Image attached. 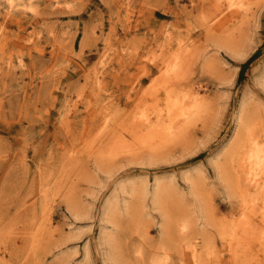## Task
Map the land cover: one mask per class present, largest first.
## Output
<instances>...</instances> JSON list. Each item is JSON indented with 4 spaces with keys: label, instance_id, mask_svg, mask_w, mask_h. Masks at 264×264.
Returning a JSON list of instances; mask_svg holds the SVG:
<instances>
[{
    "label": "rangeland",
    "instance_id": "1",
    "mask_svg": "<svg viewBox=\"0 0 264 264\" xmlns=\"http://www.w3.org/2000/svg\"><path fill=\"white\" fill-rule=\"evenodd\" d=\"M179 98L198 114L146 149L137 117ZM254 145L264 0H0V264H194L190 242L204 264H243L222 229L259 233L234 182Z\"/></svg>",
    "mask_w": 264,
    "mask_h": 264
},
{
    "label": "bare ground",
    "instance_id": "2",
    "mask_svg": "<svg viewBox=\"0 0 264 264\" xmlns=\"http://www.w3.org/2000/svg\"><path fill=\"white\" fill-rule=\"evenodd\" d=\"M7 1V0H6ZM9 1V0H8ZM9 3V2H8ZM12 3H13V0H12ZM235 3V2H234ZM233 3V4H234ZM232 5V4H231ZM12 6V4H11ZM14 8V7H13ZM237 8V7H236ZM11 9V8H10ZM180 46V45H178ZM177 55V59L179 57L180 54H176ZM169 60V59H168ZM174 60V59H173ZM176 61V60H175ZM175 61H168L164 71L165 73L167 72V75H177L178 73L177 72H180V69L181 67L183 66L182 63H178V62H175ZM182 61V60H180ZM167 62V61H166ZM166 63H164L165 65ZM144 67V66H143ZM101 73V72H100ZM177 73V74H176ZM162 74V73H161ZM166 75V74H165ZM164 76V75H163ZM178 77V76H176ZM175 76L172 77V78H176ZM166 78H169V77H166ZM171 78V77H170ZM164 83V81H163ZM191 98V97H190ZM178 99L175 101L172 102V110L167 113V114H162V113H158L157 116H156V119L155 120H151L147 117L146 114H140L138 118L139 122L138 124L140 123L142 127V130L145 131L144 133V137H143V134L140 136L139 135V139H140V143L142 145H144V147L146 146H150L153 145V143H151L152 141H156V140H164V134L166 135V137L168 136L169 138V135L173 132H176L178 133V130L181 129L182 126H184L187 122H189L194 116H196L198 114V111L200 110L199 108L200 107H197L195 104V102H193V100L191 99ZM198 101V100H197ZM195 103V104H194ZM199 105H202V103H198ZM202 107V106H201ZM198 108V109H197ZM203 108V107H202ZM178 111V112H177ZM200 113V112H199ZM243 116V115H242ZM164 118L168 119V123H165L164 124ZM109 120V119H108ZM167 124V125H166ZM164 125L166 126V128L164 129ZM180 127V128H179ZM179 128V129H178ZM176 130V131H175ZM172 135V134H171ZM146 149H148L146 147ZM239 161V171H238V175L236 176L235 178V186L236 188L240 189V193H242L245 197L247 196V194H251L252 196V199L249 201L250 203H253V206L252 207H257V213L259 214V221L261 223H259V233L258 234H255L254 232L252 233V235L249 236V238L247 239V241H244V242H240L241 240L239 239L238 241L236 240V236L237 233H236V229L238 228H233L230 226V228H226L224 230V226H227V225H223V240H225L226 244H228V247L230 248V251L233 252L234 251V254L237 253L238 255H244V260H242V263L243 264H250V257L249 254L251 253V251L254 249L253 247H260L262 250H264V146H253L251 149H249L248 151H246L244 153V155L238 160ZM236 169V168H235ZM243 198V197H242ZM152 199L154 201V203H157L159 204L160 200H161V192H160V187L159 185H156L154 187V190L152 192ZM246 200V199H245ZM251 211H253L252 209L253 208H250ZM254 213V212H253ZM247 215V214H246ZM133 216V215H132ZM243 213H242V217H243ZM187 217V216H186ZM247 218V217H246ZM245 218V220H246ZM136 219V218H135ZM179 219V218H178ZM188 219V218H187ZM177 220V219H175ZM243 220V219H242ZM248 220V219H247ZM246 220V221H247ZM114 221V220H113ZM190 221V220H189ZM187 220H185V216H181L180 219H179V222L177 223V230L178 233H181V234H184V231L186 229V227H190L188 226L189 223H191V221L189 222ZM245 221V222H246ZM137 222V221H136ZM171 222V220H170ZM175 222V221H174ZM174 222H173V225H174ZM189 222V223H188ZM172 223V222H171ZM237 223V222H236ZM241 223V222H240ZM248 223V221L246 222ZM246 223H243L244 225ZM188 224V225H187ZM192 224V223H191ZM190 224V225H191ZM233 224V223H232ZM172 225V224H171ZM193 225V224H192ZM243 225V227H244ZM253 225V224H252ZM257 225V224H256ZM176 226V225H175ZM247 226V225H246ZM140 227V226H139ZM168 227V226H167ZM240 227V226H239ZM253 228H255V230H258V227H254L252 226ZM169 228V227H168ZM167 228V230H168ZM172 228V226H171ZM250 228V227H249ZM166 229V228H165ZM251 229V228H250ZM166 230V231H167ZM175 230V229H173ZM172 230V231H173ZM191 230V229H190ZM244 230V229H243ZM171 231V232H172ZM189 231V229H188ZM240 231V230H239ZM242 231V230H241ZM36 232V231H35ZM170 232V230H169ZM246 232V231H244ZM37 233V232H36ZM178 233L176 235H178ZM243 233V232H242ZM166 234V233H165ZM170 234V233H168ZM188 234V233H187ZM248 234V233H247ZM183 235V236H184ZM190 235V234H189ZM166 236V235H165ZM174 236V235H173ZM181 236V235H180ZM191 236V235H190ZM192 237V236H191ZM240 237V236H239ZM243 237V236H242ZM105 242L108 244V246L110 247V252L112 254H114L115 250L113 245V236L111 235H107L103 233V237ZM175 238V237H174ZM177 238V237H176ZM182 238V237H181ZM180 238V239H181ZM187 238V237H186ZM183 237V239H186ZM116 239V238H115ZM170 239V238H169ZM179 239V238H178ZM193 238H191L190 240L192 241ZM234 239V240H233ZM222 240V241H223ZM237 241V244L235 242V244L237 245L236 247L233 244L232 241ZM166 241V240H165ZM170 241H173V239H170ZM179 241V240H178ZM182 241V240H180ZM179 241V242H180ZM185 241V240H184ZM187 241V239H186ZM189 241V240H188ZM252 241H258L257 243H253ZM168 242V241H167ZM240 242V243H239ZM170 243V242H168ZM184 243V242H183ZM164 244V243H163ZM182 244V243H181ZM185 244V243H184ZM176 245V244H174ZM187 245V244H185ZM170 246H171V243H170ZM173 246V245H172ZM178 246V245H176ZM175 246V247H176ZM184 246V245H183ZM179 247V246H178ZM189 251H191V255H192V258H193V263L194 264H202L203 261V257L202 254L200 251L197 250V243L196 242H190L189 244ZM197 247V248H196ZM201 247V246H200ZM225 247V246H224ZM240 249H237L239 248ZM174 248V246H173ZM186 248V247H185ZM188 248V247H187ZM228 248V249H229ZM168 249V248H167ZM182 249V248H180ZM166 250V249H164ZM175 250V249H174ZM178 250V249H177ZM233 250V251H232ZM161 251V250H160ZM188 251V250H186ZM206 251V250H205ZM114 252V253H113ZM163 252V250L161 251ZM168 252V250H167ZM170 252V251H169ZM183 252V251H182ZM181 252V253H182ZM166 253V252H164ZM209 253V252H208ZM212 253V251H211ZM210 253V255H211ZM168 254V253H166ZM165 254V256H166ZM183 254V253H182ZM200 254L202 256V260H201V257H200ZM233 254V253H232ZM254 254V253H253ZM168 256V255H167ZM166 258H170L171 260V257H167ZM206 256V255H205ZM212 256V255H211ZM115 256H111L112 260H115L114 258ZM164 258V257H163ZM181 258H183V256H181ZM205 258V257H204ZM207 258V261L210 259V257H206ZM212 258V257H211ZM236 258V257H235ZM241 258V257H240ZM239 258V260H240ZM254 259V257H253ZM256 259V258H255ZM254 259V260H255ZM151 260V259H150ZM169 260V259H168ZM181 260V259H180ZM187 260V259H186ZM214 260V259H213ZM172 261V260H171ZM191 261V260H190ZM208 261V262H209ZM245 261V262H243ZM253 261V260H252ZM152 262V260H151ZM156 262V261H155ZM164 261L161 259L159 260V262L157 261L155 264H164L163 263ZM166 262V261H165ZM236 263V261H233ZM153 263V262H152ZM182 263V262H181ZM187 263V261H186ZM166 264V263H165ZM169 264H172V263H169ZM185 264V263H184ZM204 264V263H203ZM205 264H209V263H205ZM238 264V263H237ZM241 264V263H239ZM258 264V263H257Z\"/></svg>",
    "mask_w": 264,
    "mask_h": 264
}]
</instances>
